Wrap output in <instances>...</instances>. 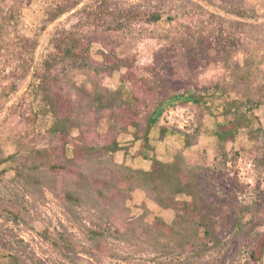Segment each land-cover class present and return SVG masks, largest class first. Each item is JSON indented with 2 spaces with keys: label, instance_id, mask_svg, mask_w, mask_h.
Listing matches in <instances>:
<instances>
[{
  "label": "trees",
  "instance_id": "obj_1",
  "mask_svg": "<svg viewBox=\"0 0 264 264\" xmlns=\"http://www.w3.org/2000/svg\"><path fill=\"white\" fill-rule=\"evenodd\" d=\"M81 2L64 0L52 10V19ZM197 9L199 6H193L189 12ZM73 15L76 21L70 27H57L53 32L26 93L10 108V132L0 139V175L13 172L18 188L26 193L48 187L71 208L93 205L99 209L109 224L102 230L91 229L94 250L100 254L109 253L104 238L114 236L163 256L183 257L181 264H192L217 247L226 231L249 235L263 226L260 212L264 204L236 208L213 201L206 185V156L191 159L185 153L206 134L213 138L226 165L236 157L229 144L245 132L252 142L251 155L264 167V124L255 112L264 106V91L252 89L253 69L245 66L237 70L230 89L223 85L232 94L224 109L225 121L215 127L199 121L193 131L184 133L182 147L159 158L153 131L161 109L169 102L181 101L180 95L162 91L151 68L140 70L130 55L107 48L101 49L98 58L93 48L101 35L134 34L137 27L157 24L165 11L124 0H93ZM209 16L216 18L217 14ZM201 22L205 25L203 19ZM77 71L97 74L92 88L77 83ZM116 72H122L120 85L111 89L105 79ZM13 75L2 91L4 100L20 88V78ZM74 90L79 93L77 99ZM188 94L185 100L209 110L204 95L191 89ZM168 131L169 127L160 126L159 138H165ZM127 137L131 141L123 144ZM40 141L46 143L39 146ZM137 143L139 147L133 151ZM5 145L12 149L6 150ZM120 151L150 162V167L116 161ZM137 190L149 194L161 209L171 211V220L161 215L151 221L145 215L131 219L127 203ZM8 208L16 218V210ZM248 215L251 217L246 219ZM67 244L91 250L71 240ZM11 263L22 264V258L16 256ZM35 264L47 263L36 260ZM247 264H264V231L252 244Z\"/></svg>",
  "mask_w": 264,
  "mask_h": 264
},
{
  "label": "rangeland",
  "instance_id": "obj_2",
  "mask_svg": "<svg viewBox=\"0 0 264 264\" xmlns=\"http://www.w3.org/2000/svg\"><path fill=\"white\" fill-rule=\"evenodd\" d=\"M64 0H0V139L10 132L7 116L10 108L26 93L32 72L48 50L51 35L57 27H70L75 11L93 0H82L76 8L52 19V10ZM145 7H161L165 11L157 24L137 27L134 34H104L95 42L93 52L100 58L101 49L114 48L130 55L140 70L151 68L158 76L161 90L177 93L181 101L169 102L161 109L159 122L153 131L155 154L171 156L184 145L185 132L193 131L199 121L210 127L227 119L224 109L232 98L230 89L237 70L253 69L252 89L264 91V0H124ZM199 9L189 12L193 6ZM210 13L217 14L209 18ZM204 20L202 25L201 20ZM207 20V21H206ZM202 25V26H201ZM125 71V70H124ZM13 73L20 78V88L8 100L1 97L12 81ZM26 73V74H25ZM122 72L105 79L106 85L117 89ZM97 74L77 71L78 84L92 88ZM225 86V88L223 87ZM221 86V87H220ZM204 95L209 110L187 97L188 90ZM73 96L79 93L74 90ZM264 124V106L255 111ZM169 127L165 138H159L160 126ZM131 137L123 139L129 143ZM46 142L37 143L43 146ZM251 141L242 133L236 143H230L232 157L226 165L213 138L202 134L186 155L195 159L206 156V185L210 198L236 208L244 205L263 207L264 167L257 165L249 151ZM139 147L137 143L133 151ZM6 150L12 149L5 145ZM236 151L239 155H236ZM116 161L137 167H150V162L132 158L124 151ZM131 219L145 215L151 221L155 215L171 220L173 213L161 209L145 191L137 190L127 203ZM16 210V218L9 212ZM264 217V209L261 210ZM251 215L246 216V219ZM107 218L93 205L71 208L48 187L35 193L18 188L14 173L0 175V264H12L16 256L22 264H181L183 257L163 256L159 252L105 237L108 254L97 253L91 229L109 226ZM264 231V225L251 234L226 231L221 243L192 264H247L252 244ZM71 240L79 250L67 244ZM61 245V246H59Z\"/></svg>",
  "mask_w": 264,
  "mask_h": 264
}]
</instances>
